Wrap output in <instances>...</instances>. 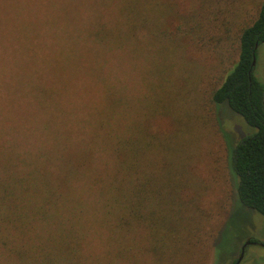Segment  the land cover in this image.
<instances>
[{
	"label": "rangeland",
	"instance_id": "1",
	"mask_svg": "<svg viewBox=\"0 0 264 264\" xmlns=\"http://www.w3.org/2000/svg\"><path fill=\"white\" fill-rule=\"evenodd\" d=\"M86 1L78 22H71L64 20L70 0H42V4L40 0H0L1 138L28 135L32 140L26 145L33 147L37 144L33 137L44 135L48 140L58 135L55 125L66 136L71 129L75 137H84L89 129L91 135L93 129L85 120L97 123L99 108L104 115H115L108 127L115 129L125 122H119L120 109H101L107 89L115 86L125 101H134L143 91L140 103L144 105L148 90L143 81L157 76L160 65L154 67L152 62L159 51L147 44L132 47L128 43L123 49L95 41L90 29L97 25L96 18L112 24L111 20L115 23L124 16L116 7L119 0ZM262 1L162 0L171 6L166 8L168 16L162 8L163 190L165 197L177 201L170 208L172 216H179L187 206L208 216L211 236L204 264H235L249 237L264 242V216L240 200L238 177L230 163L235 145L256 129L227 102L214 105L211 101L212 92L238 60L241 29L256 19ZM58 8L64 11V17L55 11L63 20L61 25L47 15L49 9ZM142 38L140 34L131 40L137 44ZM254 74L264 84V43L257 51ZM3 139L0 163L6 160ZM113 144L110 139L108 151L100 146L93 154L99 168L96 173L114 172ZM180 201L184 204L179 209ZM96 210L93 205L87 214ZM108 227L103 225L101 231L113 232ZM142 234L131 228L124 230L122 242L112 241L113 250L124 242L131 251L127 258L117 255L114 264H155L149 252H138L145 243L138 242ZM175 246L180 248L179 243ZM183 257L178 255L179 263ZM162 264H167L165 256ZM240 264H264V246L248 245Z\"/></svg>",
	"mask_w": 264,
	"mask_h": 264
},
{
	"label": "trees",
	"instance_id": "2",
	"mask_svg": "<svg viewBox=\"0 0 264 264\" xmlns=\"http://www.w3.org/2000/svg\"><path fill=\"white\" fill-rule=\"evenodd\" d=\"M86 2L77 0L75 6L70 0L64 20L78 22ZM116 7L124 18L111 20L112 24L96 18L97 25L90 29L93 38L123 49L128 43L150 45V50L159 51L152 62L154 67L160 65L159 72L143 81L148 90L144 105L140 103L143 91L134 101H125L119 98V88L107 89L101 109L115 112L119 108V122L125 121L115 129L108 128L115 115H104L97 107L101 112L97 123L85 120L93 129L91 135L89 129L84 137H75L71 129L66 136L55 125L59 134L48 140L44 135L33 137L37 141L33 147L26 145L32 140L28 135L0 137L5 140L2 153H6L0 163V264H114L117 255L127 258L131 251L124 242L113 250L112 241L122 242L124 230L131 228L143 231L138 242L145 243L138 252H149L155 264H162L164 256L167 264L205 263V245L211 236L208 216L188 206L179 216H172L170 208L177 201L165 197L163 190L162 8L168 16L166 8L171 6L162 0H119ZM55 11L63 16L59 8L49 9L47 15L61 25L63 20ZM140 34L144 38L133 44L131 38ZM257 43H264V0L256 19L241 29L238 60L212 92L211 101L214 105L227 102L256 129L235 145L230 163L238 177L240 200L264 216V84L255 77L252 65ZM110 139L114 140L110 149L114 172L107 161L110 172L96 173L99 168L93 154L100 146L108 151ZM175 192L178 198V186ZM183 204L180 201L179 209ZM93 205L100 213L87 214ZM103 225L113 232H102ZM180 254L184 257L179 263ZM104 256L111 257L104 260Z\"/></svg>",
	"mask_w": 264,
	"mask_h": 264
},
{
	"label": "water",
	"instance_id": "3",
	"mask_svg": "<svg viewBox=\"0 0 264 264\" xmlns=\"http://www.w3.org/2000/svg\"><path fill=\"white\" fill-rule=\"evenodd\" d=\"M258 47H259V44L257 43L255 48L257 49ZM256 64H257V56H256V53H254L253 63H252L253 67H256ZM250 244H257L259 246H264L263 241H256V240L247 239L246 242L244 243L243 247H242L241 254H240V256L237 259L235 264H240V262L242 261V259L244 257V254H245V248L247 247V245H250Z\"/></svg>",
	"mask_w": 264,
	"mask_h": 264
},
{
	"label": "flooded vegetation",
	"instance_id": "4",
	"mask_svg": "<svg viewBox=\"0 0 264 264\" xmlns=\"http://www.w3.org/2000/svg\"><path fill=\"white\" fill-rule=\"evenodd\" d=\"M248 239H251L250 237L248 238ZM256 241H258V240H256ZM248 246V245H247ZM247 248V247H246ZM246 248H245V251H246Z\"/></svg>",
	"mask_w": 264,
	"mask_h": 264
}]
</instances>
